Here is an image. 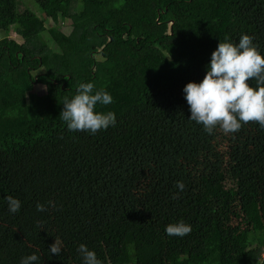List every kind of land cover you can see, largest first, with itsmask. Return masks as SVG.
<instances>
[{
	"label": "trees",
	"instance_id": "16d2710c",
	"mask_svg": "<svg viewBox=\"0 0 264 264\" xmlns=\"http://www.w3.org/2000/svg\"><path fill=\"white\" fill-rule=\"evenodd\" d=\"M242 34L264 55V0H0V264H81V243L101 264H264V129L243 124L226 156L183 93ZM88 82L116 114L96 134L59 118ZM179 220L191 232L167 236Z\"/></svg>",
	"mask_w": 264,
	"mask_h": 264
},
{
	"label": "clouds",
	"instance_id": "9594fccd",
	"mask_svg": "<svg viewBox=\"0 0 264 264\" xmlns=\"http://www.w3.org/2000/svg\"><path fill=\"white\" fill-rule=\"evenodd\" d=\"M255 81V83H251ZM184 99L189 106L188 120L202 125L203 130L211 135L217 127L225 134H234L243 124L256 122L264 129V55L249 34L240 35L233 42L228 36L218 43L206 65V74L200 82H188L184 88ZM113 102L112 95L100 87L94 90L92 82L80 83L76 94L65 99L59 118L69 131H83L96 134L116 124V114L101 111L98 106ZM175 187L182 192L185 185L177 181ZM176 198V194L173 195ZM10 214L21 210L19 198L7 195L5 198ZM49 207H56L54 201L37 203L36 211L44 212ZM167 236L183 237L191 232V225L179 220L167 224L164 228ZM63 242L55 237L47 251L59 256ZM81 264H101L95 250L81 243L77 247ZM38 255L33 252L20 259V264H35Z\"/></svg>",
	"mask_w": 264,
	"mask_h": 264
},
{
	"label": "rangeland",
	"instance_id": "374dc122",
	"mask_svg": "<svg viewBox=\"0 0 264 264\" xmlns=\"http://www.w3.org/2000/svg\"><path fill=\"white\" fill-rule=\"evenodd\" d=\"M45 24H46L47 28H51L54 26L53 22L51 20H48V19L45 20ZM59 25H61L62 31L65 34H69L72 31V26H71L70 20L60 22ZM24 36L28 37L29 34H26ZM9 38L16 40V41H21V39L17 36V34L13 30L10 32ZM45 38H46V36H45ZM33 93L43 95L45 93V89L42 86H36ZM65 99H67V98L64 97L63 100H65ZM207 135H209V134L207 133ZM209 137L212 140V142L215 144V146L226 156L231 151V149L234 145V141H235L234 134H225L218 127L216 129H214L213 133L211 135H209ZM226 158L228 159V157H226Z\"/></svg>",
	"mask_w": 264,
	"mask_h": 264
}]
</instances>
